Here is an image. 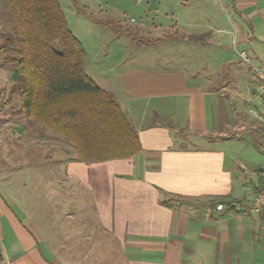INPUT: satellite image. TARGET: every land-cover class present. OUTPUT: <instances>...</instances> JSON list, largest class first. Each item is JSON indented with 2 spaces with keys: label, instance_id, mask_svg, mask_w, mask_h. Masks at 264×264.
I'll return each instance as SVG.
<instances>
[{
  "label": "crops",
  "instance_id": "0c3cea01",
  "mask_svg": "<svg viewBox=\"0 0 264 264\" xmlns=\"http://www.w3.org/2000/svg\"><path fill=\"white\" fill-rule=\"evenodd\" d=\"M230 1L232 28L215 20L199 31L207 35L190 41L198 52H190L194 58L186 69L180 68L186 61L177 64L180 58L169 51L160 64L144 57L107 77L87 71L113 93L137 129L141 149L131 158L80 161L71 143L52 135L56 144L49 152L41 148L39 166L19 163L18 157L27 158L24 117L17 148L0 150V264H264L251 188L264 168L246 172L230 163L224 148L234 135L226 131H235L233 124L243 121L240 112L250 107L253 118L241 124L260 133L263 141L259 137L256 145H264V126L252 114L264 104L262 81L249 69L248 90L255 99L249 104L248 90L242 89L247 79L239 70L225 73L223 66L233 62L216 52L229 35L236 54L246 51L253 67L264 72V0ZM145 45L125 48L133 55ZM236 98L243 99L241 110ZM0 122L3 127L10 121L0 116ZM48 165L54 171H47ZM32 171L33 181H27ZM247 174L255 176L248 180ZM224 195L242 201L234 207L209 202ZM48 197L54 200L50 210ZM173 198L195 203H164Z\"/></svg>",
  "mask_w": 264,
  "mask_h": 264
},
{
  "label": "trees",
  "instance_id": "16d2710c",
  "mask_svg": "<svg viewBox=\"0 0 264 264\" xmlns=\"http://www.w3.org/2000/svg\"><path fill=\"white\" fill-rule=\"evenodd\" d=\"M6 1L13 26L2 35L0 57L13 64L7 70V79L12 84L11 94L20 96L18 111L29 121L63 136L80 161L103 162L138 153L141 143L137 129L113 93L87 73L86 49L71 30L59 0ZM93 20L107 26L118 24L138 44L152 42L137 38L132 30L123 28L120 20ZM206 35L182 37L197 42ZM251 188L256 193L264 189V176L258 175ZM240 201L224 195L209 202L234 207ZM164 203L195 202L173 198ZM2 256L0 252V262Z\"/></svg>",
  "mask_w": 264,
  "mask_h": 264
},
{
  "label": "rangeland",
  "instance_id": "374dc122",
  "mask_svg": "<svg viewBox=\"0 0 264 264\" xmlns=\"http://www.w3.org/2000/svg\"><path fill=\"white\" fill-rule=\"evenodd\" d=\"M59 2L65 12L71 30L82 41L86 49V71H89L94 77H97V70H99V73L103 77H107L108 72L114 75L116 73L115 71L123 66L138 65L142 59L144 60V57L148 60L151 59V61H158V64H160V60L164 58L162 54H168L169 51L174 56L176 55V57L180 58L176 60L177 64H179L178 61L180 60L186 61V63L180 66V68L186 69L188 63L194 58L190 56V52L193 51L192 54L195 55L198 50L197 43L185 41L182 34L184 32L191 34L201 32L210 22L215 20L219 21L220 25L229 29L232 28V20L234 19L230 0H189L187 5H183L181 0H59ZM75 2L79 5L80 12H78V7L75 5ZM10 17L7 1L0 0V42L2 41V35L12 30L13 21ZM93 17L120 20L123 28L132 30L137 38H144V42L148 40L152 42L145 43L146 45L143 46V49L141 48L142 50H138L135 54L131 55L132 51H128L125 48L126 45L136 43L137 46L138 43L130 35L122 32L118 24H114L113 26L101 25L94 22ZM195 26L197 27L195 28ZM141 27L144 30H140ZM178 36L180 38L182 37L183 40L180 39L174 44L169 41L175 38L177 39ZM156 39L163 40V43L157 46L153 44L149 45L150 43H155ZM223 43L224 47L218 49L216 52L223 54L225 58L233 62L224 65L223 71L225 73H235L239 70L238 74L243 76L244 79H247L242 85L243 91H247L252 85V82L249 80V68L241 64L240 51L238 50L239 55L236 54L234 42L229 35H225ZM170 44L176 50L169 47L168 45ZM212 52L214 53L215 51L213 50ZM110 63L115 64L117 68ZM12 65L11 63L3 62L0 57V116H4L5 120L10 121L8 125L3 127V122H0V150H2V154H5L6 148L10 147V145L13 148H17L15 137L25 127L23 123L25 116L18 111L20 96L18 94H11L12 84L7 79V70ZM255 86L257 89L259 88L258 83ZM247 93H249L246 94L248 96V103L254 104V102H249L251 100L254 101V97L252 98L249 90ZM236 99L238 102L235 108L241 110L242 106L239 103L243 102V99ZM3 102L5 104L8 102V104L3 106ZM249 109L240 112L243 121L250 117L253 118ZM243 121L236 122L240 123L238 127H235L236 123L233 124V128L236 129L235 131H226L227 135L234 134L224 144L229 161L230 163L234 162L246 167V172L256 168L258 165L264 168V151L262 150L264 145H256V140L260 137L263 141V137L255 129L244 128L241 124ZM52 135L63 137L27 119V135L25 139L27 143V154L25 153V156L27 158L24 155L18 157V162L22 163L23 161V163H33L39 166L43 156L41 148L46 152L48 149L51 150L54 147L51 145L56 144L54 139L51 140L48 137ZM6 158L12 160L11 156ZM46 169L47 171H54L55 168L48 165ZM26 176L27 181L30 180L32 182L35 173L32 171L29 174L27 173ZM247 176L249 180V178H254L255 175L247 174ZM33 188L29 192L33 193ZM47 200L48 202L52 201L50 197ZM53 202H51L48 208L49 210L54 208Z\"/></svg>",
  "mask_w": 264,
  "mask_h": 264
},
{
  "label": "built area",
  "instance_id": "2783aa9c",
  "mask_svg": "<svg viewBox=\"0 0 264 264\" xmlns=\"http://www.w3.org/2000/svg\"><path fill=\"white\" fill-rule=\"evenodd\" d=\"M239 53L242 59L241 64L246 68H249V69L252 68L256 76L262 81L261 88H262V94H264V72L257 67H253L246 51H240ZM252 114L260 122H262L264 126V104L262 106V110L253 109ZM263 134H264V131H263ZM222 207H223L222 205H219L217 208L222 209ZM252 210L260 215V232L262 235H264V189L256 193L253 199V202H252Z\"/></svg>",
  "mask_w": 264,
  "mask_h": 264
}]
</instances>
